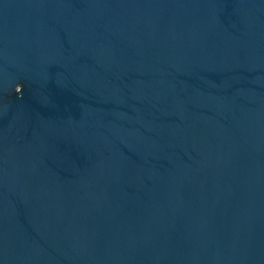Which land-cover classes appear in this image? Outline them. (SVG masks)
<instances>
[{
	"label": "water",
	"instance_id": "obj_1",
	"mask_svg": "<svg viewBox=\"0 0 264 264\" xmlns=\"http://www.w3.org/2000/svg\"><path fill=\"white\" fill-rule=\"evenodd\" d=\"M0 264H264V0H0Z\"/></svg>",
	"mask_w": 264,
	"mask_h": 264
}]
</instances>
